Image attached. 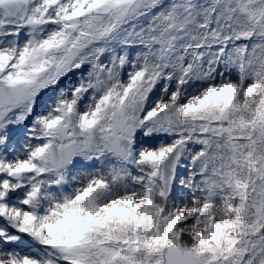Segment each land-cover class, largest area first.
<instances>
[{
  "label": "snow or ice",
  "instance_id": "snow-or-ice-1",
  "mask_svg": "<svg viewBox=\"0 0 264 264\" xmlns=\"http://www.w3.org/2000/svg\"><path fill=\"white\" fill-rule=\"evenodd\" d=\"M0 264H264V0H0Z\"/></svg>",
  "mask_w": 264,
  "mask_h": 264
}]
</instances>
